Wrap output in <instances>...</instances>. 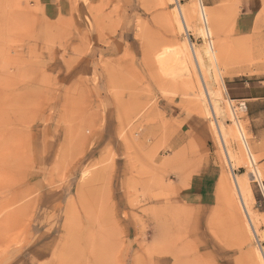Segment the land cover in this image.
<instances>
[{
  "label": "rangeland",
  "instance_id": "374dc122",
  "mask_svg": "<svg viewBox=\"0 0 264 264\" xmlns=\"http://www.w3.org/2000/svg\"><path fill=\"white\" fill-rule=\"evenodd\" d=\"M260 16L264 0H0V264H94L103 244L99 264H261Z\"/></svg>",
  "mask_w": 264,
  "mask_h": 264
},
{
  "label": "bare ground",
  "instance_id": "6f19581e",
  "mask_svg": "<svg viewBox=\"0 0 264 264\" xmlns=\"http://www.w3.org/2000/svg\"><path fill=\"white\" fill-rule=\"evenodd\" d=\"M181 7V6H180ZM178 8V7H177ZM201 15H202V17L204 18V19H207V12L205 11V8L202 6L201 7ZM179 13H180V15H181V19L182 20H179L178 22V24L177 25H180L179 27H180V29L182 28H184V29H188V27H189V21H188V17H187V15H186V13H185V11L183 10V8L181 9L180 8V11H179ZM258 22H259V24H263V22H264V17L263 18H261V16L260 17H258ZM190 28V27H189ZM191 47H192V56H191V59L192 60H194V62H195V64H196V67H197V70H198V73H199V76H200V80H201V83H202V88H203V92H202V95L204 96V98L207 100V104L206 105H208V107H207V111H208V113H211V115H212V118H214L213 119V125H214V129H215V132H216V135H217V137H218V140H219V142L221 143L222 142V148H223V146L225 147V149H223V152H224V150H225V152H226V155H225V158H228V160L230 161V162H232L233 161V158H234V156H233V154H232V152H230V150L228 149V146H227V139H226V133H225V130L223 129V127H222V125H221V121H219V119H217V113L220 111L219 110V103L218 102H216L217 100L216 99H218V98H216V99H214V97L212 96V93H211V90L209 89V87H208V85H207V80L205 79V77H204V73H203V64H204V55H203V53L200 51V50H198V49H196L195 47H194V45H193V43L191 44ZM212 47L213 46H210V47H207L206 48V50H205V53H207L208 55H211L212 54ZM175 49V48H174ZM176 50H180L179 48L177 49V47H176V49L174 50L175 51V55L177 54L179 57H181V60H183V58H185V52H184V50L183 51H177V53H176ZM169 51V50H168ZM168 51H167V53H168ZM173 51V50H172ZM173 52H171V56L173 55L172 54ZM167 54H165V59H167L168 57H170L169 59H173V56L171 57L170 55L168 56H166ZM162 56H164V55H162ZM178 56H176L177 57V59H178V61H180L179 60V57ZM175 57V56H174ZM163 58V59H164ZM162 59V58H161ZM162 59V60H163ZM164 59V61H165V63L167 62V60H165ZM176 58H174L173 60H175ZM186 59H188V58H186ZM185 60V59H184ZM184 60H183V62H184ZM163 61V62H164ZM176 61V60H175ZM186 61V60H185ZM188 61H189V63L191 62V60L190 59H188ZM169 62V61H168ZM167 62V65L169 64L170 66H171V63H168ZM170 62H171V60H170ZM173 62V61H172ZM177 62V61H176ZM176 62H175V64L174 65H172V66H174L175 67V65H176V67H178L179 66V64H176ZM182 62V61H181ZM162 63V62H161ZM164 63V64H165ZM174 63V62H173ZM172 63V64H173ZM178 63V62H177ZM187 63V62H186ZM188 63V64H189ZM163 64V63H162ZM164 64H163V66H164ZM165 67H167L166 66V64H165ZM173 67V68H174ZM180 67V66H179ZM179 67L177 68V70H179ZM181 67H184V68H187V67H185V66H181ZM180 67V68H181ZM171 68V67H170ZM172 68V69H173ZM164 69V68H163ZM172 69H170V71L172 70ZM191 69V68H190ZM165 70V69H164ZM177 70H175L176 72H178ZM186 71H187V69H185ZM169 71V70H168ZM174 71H172V73H173ZM175 72V73H176ZM181 72V71H180ZM188 72V71H187ZM174 73V74H175ZM182 73V72H181ZM203 98V99H204ZM204 99V100H205ZM206 102V101H205ZM206 108V107H205ZM206 110V109H205ZM213 115H214V117H213ZM227 156V157H226ZM227 160V159H226ZM229 162V163H230ZM228 163V162H227ZM231 165H232V163H230ZM233 167V166H232ZM87 172V171H86ZM95 174V173H94ZM86 177H87V175H86ZM86 177H85V179H86ZM97 177L98 176H96V175H94V177H92L91 179L89 178L88 180H86V182H85V184H83V186H87V185H89V183H90V185L92 186V185H94L96 182H97ZM233 185H234V187H235V194H236V196L238 197V203L240 204V206L242 207V210L243 211H245V212H243L245 215H246V218L248 219V225H250V228L252 227V229L251 230H254V232L253 233H256L257 234V231H256V229H255V225H254V222H253V219H252V217H251V213H250V210H249V208H248V204H247V200L245 199L246 197L244 196V192H243V189H242V186H241V183L239 182V180H238V178H237V176L236 175H234V179H233ZM175 184V178L174 177H168V178H166L165 179V183H164V185L165 186H167V187H170V186H172V185H174ZM82 186V187H83ZM80 187V186H79ZM245 191V190H244ZM223 192H224V189H223ZM9 202V201H8ZM86 203V202H85ZM2 206V205H1ZM244 215V216H245ZM91 221V220H90ZM92 221H94L95 223H96V221L95 220H93L92 219ZM87 223V222H86ZM91 223H93V222H91ZM93 225H94V223H93ZM75 226H77V225H75ZM89 226V225H88ZM87 226V227H88ZM77 228V227H76ZM92 229L90 230L91 232L93 231V227H91ZM74 229V228H73ZM84 232V231H83ZM87 232H88V230H87ZM75 234V233H74ZM79 234V233H78ZM82 234V233H81ZM87 234V233H86ZM92 234V233H91ZM75 236H77V237H75V239L76 238H78L79 236L78 235H75ZM84 236H85V234H84ZM93 236V235H92ZM91 236V237H92ZM97 236H98V234H97ZM89 237V236H88ZM87 237V238H88ZM91 237H89V238H91ZM84 239H85V237H84ZM101 239H102V237H101ZM79 241L81 240L80 238L78 239ZM91 240H92V238H91ZM95 238L93 239V242L95 243ZM103 240V239H102ZM87 241V240H86ZM89 241H90V239H89ZM99 241H100V238H99ZM78 242V241H77ZM102 242V244L104 243L103 241H101ZM101 242H99L98 244H101ZM87 244V243H86ZM89 244V243H88ZM95 244H92L91 242H90V244H89V246H91V247H93ZM97 245V244H96ZM101 246V245H100ZM103 246L105 247L106 245H104L103 244ZM102 246V248L104 249V247ZM76 247V246H75ZM85 247V246H84ZM79 248H81V247H79ZM86 248V247H85ZM95 248H98V246L97 247H95ZM109 248V247H108ZM107 248V249H108ZM88 249H90V248H88ZM103 249H101V250H103ZM87 250V249H86ZM101 250L100 249H95V251H92V253L90 254L91 256H89V261L90 260H92L93 258H94V260H92V261H94V264H99V263H101V262H99L98 263V260H99V257L101 258V255H99L100 253H101ZM105 250V249H104ZM74 251V250H73ZM83 251V250H82ZM89 251V250H88ZM261 251H262V254H263V257L261 256L260 257V262H261V264H264V248L263 247H261ZM79 252V251H78ZM76 253V252H75ZM80 253H81V251H80ZM79 254V253H78ZM80 255V254H79ZM84 255V254H83ZM142 257V256H141ZM77 258V257H76ZM92 258V259H91ZM140 259H143V258H140ZM77 260H78V258H77ZM101 260V259H100ZM89 263V262H88ZM93 263V262H92ZM141 262H138V264H140ZM174 264H176V263H174ZM185 264H201V262H200V258L199 257H193V258H191V259H189V260H187L186 259V262H185Z\"/></svg>",
  "mask_w": 264,
  "mask_h": 264
}]
</instances>
